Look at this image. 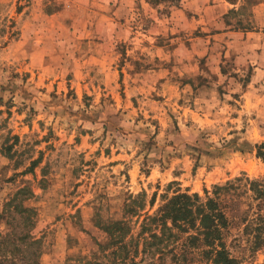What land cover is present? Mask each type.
Listing matches in <instances>:
<instances>
[{
  "label": "rangeland",
  "instance_id": "374dc122",
  "mask_svg": "<svg viewBox=\"0 0 264 264\" xmlns=\"http://www.w3.org/2000/svg\"><path fill=\"white\" fill-rule=\"evenodd\" d=\"M219 1L0 0V212L34 189L40 264L99 255L130 194L152 213L178 190L264 186V0ZM240 206L264 228L253 191ZM237 222L232 254L264 264Z\"/></svg>",
  "mask_w": 264,
  "mask_h": 264
},
{
  "label": "trees",
  "instance_id": "16d2710c",
  "mask_svg": "<svg viewBox=\"0 0 264 264\" xmlns=\"http://www.w3.org/2000/svg\"><path fill=\"white\" fill-rule=\"evenodd\" d=\"M146 1L159 8L164 2L177 4L182 0ZM229 1L236 4L238 0ZM255 147L256 156L264 161V141ZM39 161L40 158L34 159L25 171L34 173ZM249 190L254 192L255 199L264 203L263 184L251 179L240 185L233 182L215 185L212 193L205 189L204 198L198 192L175 191L171 196H164L152 213L146 210L142 195L130 194L124 203L123 218L110 220L105 225L107 240L98 242L100 254L84 264H140L144 260L137 261L140 253L151 258L148 264H166L168 261L167 264H241L227 241L235 222L243 221L245 232H255L254 249L264 246V228L253 227L240 206V196ZM34 196V189L26 184L4 203L0 223L5 220L9 229L4 234L0 232V264H40L43 236L37 231L38 211L30 203ZM155 201L156 193L150 201L151 207ZM134 217L139 228L136 235L132 223ZM263 217L259 214L256 219Z\"/></svg>",
  "mask_w": 264,
  "mask_h": 264
},
{
  "label": "crops",
  "instance_id": "0c3cea01",
  "mask_svg": "<svg viewBox=\"0 0 264 264\" xmlns=\"http://www.w3.org/2000/svg\"><path fill=\"white\" fill-rule=\"evenodd\" d=\"M211 0H188V4L190 3V2H193V3H195V4H197L198 5V8H200L201 7V5H204V7L207 5L206 3L208 2L209 4H208V7H209V9L211 10V11H213L214 13L217 11V9H221L222 10V12H223V8L225 7V8H227V5L223 2V1H219L220 3H211L210 2ZM186 3V4H187ZM227 4H228V2H227ZM233 5V4H232ZM218 11H220V10H218Z\"/></svg>",
  "mask_w": 264,
  "mask_h": 264
}]
</instances>
